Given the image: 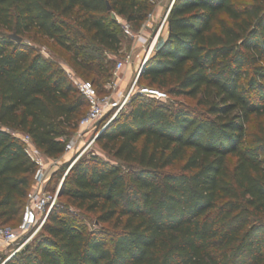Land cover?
Masks as SVG:
<instances>
[{
  "label": "trees",
  "instance_id": "1",
  "mask_svg": "<svg viewBox=\"0 0 264 264\" xmlns=\"http://www.w3.org/2000/svg\"><path fill=\"white\" fill-rule=\"evenodd\" d=\"M148 10L145 0H0L2 225L21 222L37 168L11 131L59 157L89 107L65 70L7 33L53 40L103 95L116 62L106 52L124 41L117 16L140 26ZM141 80L204 110L134 95L96 138L108 159L90 153L70 168L66 202L5 264H264V123L248 127L264 117V0H175ZM74 207L115 230L82 227Z\"/></svg>",
  "mask_w": 264,
  "mask_h": 264
},
{
  "label": "built area",
  "instance_id": "2",
  "mask_svg": "<svg viewBox=\"0 0 264 264\" xmlns=\"http://www.w3.org/2000/svg\"><path fill=\"white\" fill-rule=\"evenodd\" d=\"M175 0L170 4L166 15L160 23L156 33L152 37V43L144 55V59L138 71L137 77L130 84L126 92H121L120 86L123 82L122 70L134 63L132 54L125 55L116 62L115 72L110 82L106 85L107 92L99 94L97 88L88 81L80 79L71 71H66L70 80L76 85L77 89L87 98L89 108L86 114L80 119L79 131L72 140L66 144V151H71L76 141L81 139L85 132L94 131L95 138L99 132H96L99 121L106 114H111V119L116 118L119 114L126 111L131 99L136 94L149 95L161 101L167 102L168 97L159 89L149 86L138 85L139 77L142 72L143 64L149 59L153 49L160 37L162 28L165 26L169 12ZM117 20L122 26L124 33L134 40L140 39L141 35L133 31L132 24L126 19L117 16ZM136 42V41H135ZM85 131V132H84ZM11 133L20 138L27 147L31 157L36 162V171L33 177L32 188L28 194L27 203L23 212L22 220L17 227L2 225L0 223V264H5L12 256L19 252L33 237L36 230L42 228L46 222L51 210L57 203L60 188L55 192L47 189L49 181V157L46 156L33 143L32 138L25 133L19 131H11Z\"/></svg>",
  "mask_w": 264,
  "mask_h": 264
},
{
  "label": "rangeland",
  "instance_id": "3",
  "mask_svg": "<svg viewBox=\"0 0 264 264\" xmlns=\"http://www.w3.org/2000/svg\"><path fill=\"white\" fill-rule=\"evenodd\" d=\"M145 1L148 3V7H149V10H148L149 13H148V16L146 18V21L140 26H135L132 24L134 33L141 35L140 39L134 40L131 37H128L123 31L124 41H123V44H122V47H121L119 54L116 55V54L111 53V52H106L110 57L115 59L116 62L118 59H122L127 54L133 55L134 63L129 65V66H126V68H123L121 73H123L126 69L131 68V67L133 68V70L136 69L137 72L134 71V73L131 75V77L127 80V84H125L124 89L122 88L121 92H126L128 90L130 84L137 77L138 71L141 69L140 65L139 66L137 64L135 65V58H137V56H139L140 53L146 54V51L151 46L152 38L146 37L145 33H149L151 35V37H153L154 35L151 34L152 33L151 31L153 30L155 25H153V27L150 28V26L148 25V22H150V20L154 16L155 10L157 8H160V7H162L164 10V14L162 17V20H163L164 16L166 15V13L168 11V8H169V6L173 0H145ZM162 20H161V22H162ZM121 28H122V26H121ZM166 31H167V21H166L165 26L162 28L160 37H159L151 55L154 53V51H155V49L159 43L160 38L162 36L166 35ZM13 34H14V32H8L7 33L8 36H11ZM144 36L147 38V41L141 43V47L138 46V48H136L134 46V43H136L138 41H142ZM21 37H22V40L20 43H24L27 45L30 44L38 52L42 53L48 60L52 61L55 65L59 66L60 68H62L65 71L68 70V71L73 72L80 79L88 81L91 84H93L97 89L100 88L99 86H96L94 84L93 75L92 76H86L85 74L78 72L76 69H74L72 67V63L70 61V53L66 52L64 49H62L60 46H58L53 40L48 39L44 36L38 35L35 32L28 33V34L21 36ZM106 53H105V55H106ZM92 54H96V53L92 52ZM151 55H150V57H151ZM116 62H115V66L113 69V73L115 72ZM138 85L147 86L148 82L141 80L138 82ZM152 88L159 89L162 93H164L168 97L167 102L170 104H173L175 106L183 105V106L191 107V108L195 109L196 112H200V113L204 110V107L198 103L197 99L183 97V96H179V97L177 96L176 97V96L170 95L164 89H160L156 86H153ZM146 96L148 98H154V97H151L149 95H146ZM130 105H131V103H129L128 106H130ZM88 108L89 107H86L84 109V112H87ZM110 119H111V114H106L105 116H103L102 119L100 120L98 126H97V129H98L97 132H100V130L106 124H108ZM261 123H264V117L252 116L250 122L248 123L249 124L248 127L250 128L251 131H256ZM78 131H79V128L75 131V133L73 135H71L69 140H72ZM90 153L98 154L102 158L108 159L107 155L100 149L99 144L96 142L94 131L85 132L83 137L75 142L74 147L71 151H66L63 155H61L59 157L49 159L50 171H49V181L47 183V189L51 192H55L56 190H58L59 187L62 185L63 179L67 175L70 168L76 162H78L82 158H85ZM114 162L119 163L117 161H114ZM182 163L183 162H178L175 165L168 167L167 171L179 170ZM61 202L65 203L66 201H65V199H61L58 196L56 205H58ZM72 209H74L76 211V214H77V217L79 218V223L81 224V226L86 227L88 230L103 229V230H106V232H108L110 234L113 233V231L115 230V225L113 222H111V223L110 222L99 223L96 220V214L89 213V212H83V211L81 212V211H78L77 209H75V207ZM12 224H13L12 227L15 228L16 223H12ZM41 229L42 228L36 230V232L33 233L32 239L40 233ZM108 240H109V238H108ZM17 257L15 256L14 258H17Z\"/></svg>",
  "mask_w": 264,
  "mask_h": 264
},
{
  "label": "crops",
  "instance_id": "4",
  "mask_svg": "<svg viewBox=\"0 0 264 264\" xmlns=\"http://www.w3.org/2000/svg\"><path fill=\"white\" fill-rule=\"evenodd\" d=\"M163 14H164V10H163V8H162V7L157 8V9L155 10L154 16L152 17V19L150 20V22H148V25L150 26V28L153 27V25H155L154 28H153V30L151 31V32H152V33H151L152 35H154V34L156 33V31H157V29H158V27H159V25H160V23H161V20H162ZM145 36L148 37V38H152L151 35H150L149 33H145ZM145 36H144V38L142 39V41H138V42L134 43V46H135L136 48H138V46L141 47V43L147 41V38H146ZM135 47H134V48H135ZM136 48H135V49H136ZM144 54H145V53H143V54L140 53V55L137 56V58H135V65L137 64L138 66H139V65L141 66L142 61H143V59H144ZM134 71L137 72L136 69L133 70V68L131 67V68L126 69V70L122 73L123 82L121 83L120 90H122V88L124 89L125 84H127V80L131 77V75L134 73Z\"/></svg>",
  "mask_w": 264,
  "mask_h": 264
},
{
  "label": "water",
  "instance_id": "5",
  "mask_svg": "<svg viewBox=\"0 0 264 264\" xmlns=\"http://www.w3.org/2000/svg\"><path fill=\"white\" fill-rule=\"evenodd\" d=\"M11 38H13L15 41H17V42H21V40H22V37L21 36H19V35H17L16 33H14L13 35H11L10 36ZM148 61V60H147ZM147 61L143 64V66H142V70L144 69V67H145V65H146V63H147ZM115 119V118H114ZM114 119H112V120H110L109 122H108V124L107 125H109ZM106 125V126H107ZM63 182H64V179H63ZM63 182H62V185H63ZM62 185H61V188H62ZM60 188V189H61Z\"/></svg>",
  "mask_w": 264,
  "mask_h": 264
}]
</instances>
